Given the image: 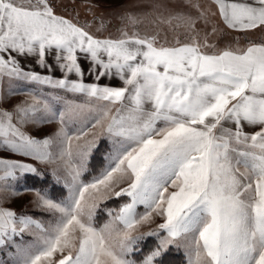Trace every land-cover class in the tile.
Instances as JSON below:
<instances>
[{
  "label": "snow or ice",
  "instance_id": "1",
  "mask_svg": "<svg viewBox=\"0 0 264 264\" xmlns=\"http://www.w3.org/2000/svg\"><path fill=\"white\" fill-rule=\"evenodd\" d=\"M211 2L215 12L191 4L196 17H157L158 29H185L169 43L134 30L131 14L116 38H100L52 0H0V83L26 97L0 106V193L20 195L11 182L28 175L46 179L13 157L49 167L68 190L55 200L24 189L47 222L0 201V264H163L172 247L188 264H264V0ZM217 15L237 34L224 47L210 40L222 29L207 31ZM103 142L105 163L85 182ZM113 199L123 202L105 205L110 218L96 227Z\"/></svg>",
  "mask_w": 264,
  "mask_h": 264
},
{
  "label": "rangeland",
  "instance_id": "2",
  "mask_svg": "<svg viewBox=\"0 0 264 264\" xmlns=\"http://www.w3.org/2000/svg\"><path fill=\"white\" fill-rule=\"evenodd\" d=\"M66 1V0H65ZM69 4L76 5L78 4V9L81 12V15L75 13V7L65 6L63 8V12L66 15H69L71 19H76V21L80 25H84L87 23L88 25H93L96 33L102 36H118L119 32L117 31L119 28H125L126 21H123L121 17H124L128 14L136 16L140 21L136 26V31H139L141 35L153 34L156 31H160V36L167 37L169 43H173V37L179 33V39L184 41V37L186 35L185 29L183 27L176 28L175 32L172 31L167 25H162L160 28H157V17L163 15L168 16L169 14H183V15H191L193 17L198 16V11L195 8L191 7V4H199L202 9L208 8L214 12L213 8L204 5L203 0H191V4L189 0H67ZM66 4V3H65ZM77 6V5H76ZM101 24L108 25L107 27L101 28ZM175 24V22H174ZM216 24L220 29H222V33H219L216 37H210V40L213 42L218 41L219 47H224L230 42L234 41L236 37V33L231 32L226 29L222 23L217 20V16L211 17L210 22L207 27V31L210 33L212 29V25ZM112 25V28H110ZM198 25L201 29L204 28L203 22L198 21ZM97 29H100L97 31ZM127 30L131 31L133 29L128 28ZM203 31L201 35H203ZM259 35V34H256ZM28 88H32L34 86H27ZM9 85L4 82L0 88V106L5 108H11L15 103H19L26 99L24 95H10L9 94ZM77 103H82V98L77 99ZM56 125H44L46 131L51 132L55 130ZM106 151V142L101 144L100 151L94 154V157L90 161L89 169L84 174L82 179L85 182H88L92 179L93 176L97 175L101 168L103 167L105 161H103L102 153ZM3 155H7L6 153ZM15 159L24 160L27 163L35 164L41 172L45 173L46 179L45 183H50L51 186L41 187L34 186L33 182H40L38 178H35L34 181L30 179L32 176L28 175L25 178H22L18 181L11 182L13 187H15L20 195L11 196L9 194L0 193V201H3V206L9 207L17 211V213L25 212L26 214L33 215L34 218L47 222L51 219L50 215L47 213H41L37 211L33 204L31 203L35 198V193L31 191H24L27 188H48L50 189L52 186L58 188L57 190L49 191V195L55 200H62L68 196V190L61 185H54L52 181V177L49 174V167L43 164H37L34 161H31L28 158L23 157H13ZM19 175V174H18ZM33 178V177H32ZM123 202L121 200H110L107 202H102L101 208L97 210V215L94 219V224L96 227H101L110 217L107 215V212L104 211V207L106 205L107 208L110 209H118L119 204ZM139 212H143L144 209L142 206L138 208ZM162 222L159 218H157L156 223ZM149 227H155V224L145 225L141 228V231H147ZM156 241L154 238H150L148 242L144 245L143 252L138 255H135L133 259L137 261L143 258V255L147 254L148 251L152 247H154ZM173 252V255L179 256L177 258V262L179 264H188V257L183 247L176 248L172 247L163 257V264H172V260L167 259L168 253ZM0 258H3L0 255Z\"/></svg>",
  "mask_w": 264,
  "mask_h": 264
},
{
  "label": "crops",
  "instance_id": "3",
  "mask_svg": "<svg viewBox=\"0 0 264 264\" xmlns=\"http://www.w3.org/2000/svg\"><path fill=\"white\" fill-rule=\"evenodd\" d=\"M67 1V0H66ZM65 0H52V2H53V5H54V8H55V12H56V14H58V15H61V16H64L65 18H68V19H70V20H72L73 22H77L76 21V19H71V17L69 16V15H66V13L65 12H63L62 10H63V8L65 7V6H68V7H75V13H77V16H78V14H80L81 15V12L82 11H80L79 9H78V4H76V5H71L72 3H68V2H66ZM66 3V4H65ZM203 3H204V5H206V6H208V7H211V8H213V10H214V12L216 11V5L214 4V3H212L211 2V0H203ZM83 13V12H82ZM217 20L220 22V23H222L220 20H219V16L217 15ZM104 26V28L105 27H107L108 25H103ZM94 28H96V27H94L93 25L91 26L90 25V27H88L86 30L87 31H89L91 34H93L94 36H98V37H100V38H104V37H111V38H116L117 36H115V37H113V36H102V35H100V34H98V33H96L95 32V30H94ZM110 28H112V29H114L113 27H112V25H110ZM121 28H123V27H121ZM127 30V29H126ZM118 31V30H117ZM38 70V69H37ZM56 75H59V73H56ZM85 81L86 82H92V78L91 77H89V76H86L85 77ZM100 83L103 85V84H112V85H114V86H120V81L119 80H116V79H113V80H111V81H109L108 79H102L101 81H100ZM3 85V83H0V88H1V86Z\"/></svg>",
  "mask_w": 264,
  "mask_h": 264
},
{
  "label": "trees",
  "instance_id": "4",
  "mask_svg": "<svg viewBox=\"0 0 264 264\" xmlns=\"http://www.w3.org/2000/svg\"><path fill=\"white\" fill-rule=\"evenodd\" d=\"M30 179H32L33 181H34V179L35 178H30ZM33 185L34 186H41V187H46L47 185L48 186H51L50 185V183H45L44 181H43V183H41V182H33ZM51 190H57L58 188H55L54 186H52L51 188H50ZM173 252H170V253H168V255H166L167 256V259H170V260H172V264H179L178 262H177V258L179 257V256H177V255H173L172 254Z\"/></svg>",
  "mask_w": 264,
  "mask_h": 264
}]
</instances>
